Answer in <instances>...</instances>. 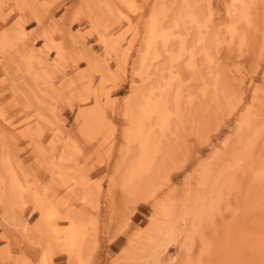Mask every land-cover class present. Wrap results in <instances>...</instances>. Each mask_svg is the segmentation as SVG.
I'll return each instance as SVG.
<instances>
[{
    "label": "rangeland",
    "instance_id": "1",
    "mask_svg": "<svg viewBox=\"0 0 264 264\" xmlns=\"http://www.w3.org/2000/svg\"><path fill=\"white\" fill-rule=\"evenodd\" d=\"M91 2L93 21L82 0H0V264H45L44 248L51 264H127L147 245L139 229L170 206L181 213L195 197L209 200L214 179L244 174L237 207L251 203L233 211L235 224L231 214L210 218L164 251L173 264H264V182L246 167L260 161L248 144L264 128V0ZM88 112L103 120L86 121ZM51 161L68 167L61 177ZM142 182L151 193L137 191ZM10 199L32 234L6 231ZM222 221L232 229L218 252L208 239Z\"/></svg>",
    "mask_w": 264,
    "mask_h": 264
},
{
    "label": "bare ground",
    "instance_id": "2",
    "mask_svg": "<svg viewBox=\"0 0 264 264\" xmlns=\"http://www.w3.org/2000/svg\"><path fill=\"white\" fill-rule=\"evenodd\" d=\"M182 2V1H181ZM82 3H83V5L85 6V8L88 10V14H89V19L91 20V21H93L94 20V18L96 17V13H95V11H94V8L93 7H91V4H92V2H91V0H82ZM158 3L160 4V2L158 1ZM182 3H184V2H182ZM186 3V2H185ZM188 3V2H187ZM181 5V4H180ZM188 5V4H187ZM181 6H185V4L184 5H181ZM89 7V8H88ZM180 7V6H179ZM31 8H32V10L34 11V15H35V17H36V19H37V21H40V19L42 20V15H40L39 14V11H38V9H40L39 7H38V9H37V7H36V5L34 6L33 4L31 5ZM160 8V7H159ZM158 8V9H159ZM185 8V7H184ZM187 8H190L189 7V5H188V7ZM161 9V8H160ZM181 9V12H184L183 10H182V7L180 8ZM179 10V9H178ZM185 10V9H184ZM187 11V10H186ZM181 12L179 13V14H181ZM182 14H184V13H182ZM40 15V16H39ZM185 15H186V13H185ZM193 16H195V15H193ZM197 17V16H196ZM178 18H180V16L178 17ZM185 18V17H184ZM183 18V19H184ZM182 19V18H181ZM186 19V18H185ZM187 20V19H186ZM181 21V20H180ZM188 21V20H187ZM40 23V22H39ZM188 23V22H187ZM187 23H186V25H187ZM191 23V22H190ZM193 23V22H192ZM198 24V23H197ZM191 25V24H190ZM190 25H188V26H186V27H188L189 28V26ZM192 27H193V25H192ZM194 30H195V32H198V31H196V28H194ZM199 33V32H198ZM198 35V34H197ZM103 36V35H102ZM104 37V36H103ZM102 37V38H103ZM104 39V38H103ZM102 39V40H103ZM161 73H160V69L159 70H155L154 71V74H153V77H154V75H155V78L157 79V78H159L158 80H159V82H160V79H162L163 78V76H162V78H160L161 77V75H160ZM157 80V81H158ZM147 85V84H146ZM145 88V87H144ZM144 88H142V90L144 89ZM216 88V87H215ZM145 90V89H144ZM144 90H143V92H144ZM217 91V90H216ZM144 93H146V92H144ZM144 96L146 95V94H143ZM99 98V97H98ZM105 98V97H104ZM139 101V100H138ZM137 103V102H136ZM140 104V103H139ZM138 104V105H139ZM101 107V106H100ZM88 115H91V114H89V112L87 113ZM94 114V113H93ZM86 119V121H90V120H93V121H97V120H99V121H102L103 119H102V116H101V114H94L93 116L91 115V117H85ZM1 121V120H0ZM2 122V121H1ZM0 122V123H1ZM93 123V122H92ZM97 123V122H96ZM3 125V124H2ZM165 125H166V123H165ZM196 125V124H195ZM264 125V124H263ZM7 126V125H6ZM6 126H2V127H6ZM10 126V125H9ZM96 126V125H95ZM98 126V125H97ZM1 127V126H0ZM3 128V129H4ZM93 128H95L94 126H93ZM97 129V128H96ZM5 131H7V130H5ZM251 131H253V130H251ZM4 132V131H3ZM253 133V132H252ZM6 133H4V135H5ZM175 134V133H174ZM7 135H5V137H6ZM10 136V135H9ZM4 137V136H3ZM175 138H176V136H175ZM178 138V137H177ZM255 139H254V141H252V144L251 143H249L248 144V147L250 148V150L251 149H253V154H252V156H254L255 158H257V160H260L261 161V165H259L258 167H260L259 168V172L258 171H256V169H254L253 168V166L255 165V164H258L257 162L252 166V163L251 162H248L247 163V165H246V167H247V170H248V175H249V178L250 179H253V181L255 182V181H257V182H255V183H260V184H258V186H260L261 187V182H264V128L262 129V130H260V131H258V133L255 135V137H254ZM174 141H175V139H174ZM179 141V140H178ZM176 143H178V142H176ZM69 144V143H68ZM175 144V143H174ZM174 144H173V147L175 148V146H174ZM176 145H178V144H176ZM169 146V145H168ZM171 147H172V145H170ZM169 146V147H170ZM179 146H181V143L179 144ZM164 147H165V145H164ZM172 147V148H173ZM124 148V147H123ZM126 148V147H125ZM164 149V148H163ZM239 149V148H238ZM35 150V149H34ZM125 151H127L126 149H124ZM129 150V149H128ZM171 150V149H170ZM174 150H176L177 151V149H174ZM1 151H2V149H1ZM0 151V152H1ZM125 151H123V152H125ZM133 150H131V152H132ZM164 151H166L165 149H164ZM129 152V151H128ZM130 152V153H131ZM173 152H175V151H173ZM39 156H43L44 155V153L43 152H41V150H40V148L38 147L37 148V152H36ZM129 153V154H130ZM2 154V153H1ZM120 154H121V152H120ZM132 154V153H131ZM133 154H135V151H134V153ZM37 155V156H38ZM121 155H123V154H121ZM125 155H126V152H125ZM125 155H123V156H125ZM38 156V157H39ZM131 156V155H130ZM230 156V155H229ZM251 156V160L254 158V157H252ZM13 157H14V155H13ZM12 157V158H13ZM44 157H45V155H44ZM17 158H15V160L13 161V165L16 167V168H18V167H20L21 165L19 164V161H18V159L16 160ZM42 159V158H41ZM249 159V160H250ZM250 160V161H251ZM42 161V160H41ZM2 163H3V161H1ZM57 162V161H56ZM121 162H123V160H121ZM253 162H255V161H253ZM53 163H54V161H53ZM52 163V161L50 162V164H49V166H47L48 167V169H50L51 171H55L54 173H56V170L58 171V173H59V177H61L62 175L60 174V172H63V170H66V168H68V167H65V168H62L59 164H63V163H58V164H53ZM162 163V162H161ZM236 163H237V161H236ZM64 165V164H63ZM62 165V166H63ZM161 165V164H160ZM4 166V165H3ZM2 167V166H1ZM0 167V168H1ZM255 167V166H254ZM258 167H256V168H258ZM4 168V167H3ZM117 169V168H116ZM118 169H119V167H118ZM2 170V172L4 171L3 169H1ZM0 170V171H1ZM68 170H70V169H68ZM74 170H75V168H74ZM71 171H73V169L71 170ZM79 171V170H78ZM1 172V173H2ZM65 172V171H64ZM116 172H118V170L116 171ZM246 172V171H245ZM4 174H5V172H3ZM53 173V174H54ZM66 173V172H65ZM72 173H74V172H72ZM79 172H76V174H77V180H75V181H77V182H75V184L77 183V184H81V183H84V177H83V175H82V173H81V171H80V174L82 175H79L78 174ZM57 174V173H56ZM62 174H64V173H62ZM58 175V174H57ZM61 175V176H60ZM75 175V174H74ZM57 177V176H56ZM58 177V179H61V178H59ZM64 177V176H63ZM83 177V178H82ZM218 177V176H217ZM216 177V178H217ZM224 177V175L223 176H220V178L218 179V180H216V179H214L215 181H217L215 184L213 183V186H211L208 190V192H209V200H206V199H203V198H201V197H203V196H201V197H198V199L195 197V199L196 200H198V201H196V203L195 204H193L192 206H190V208L189 209H187L186 208V210H184V212H181V213H177V212H174L173 210V206H170V207H168L162 214H161V221H159V223H157V224H155L154 222L153 223H151L150 225H149V227H147L146 229H144V230H142V229H139L138 230V233L137 234H135V239H138V236H140L141 237V235L142 234H144L145 236H146V242H147V245H146V247H144L142 250H138L136 253H135V250H134V253H133V250H132V252H130V254L131 253H133V254H131L130 255V259H129V262L127 263V264H173V262L172 261H170L169 262V260H167V257H166V255H165V243H166V241L167 240H169V239H174V238H180V237H182V236H184V235H186L187 234V232H188V230H190V231H192V230H198V231H200V228H201V226L204 224L203 222H205V221H207L208 219H213V218H215V217H217V216H219L220 218H226L228 215H230V217H228V223H230L231 221V223H230V226H231V224H235V223H233V222H235V220H234V218L237 216L236 214H234V212L238 209L239 211L241 210V209H247L246 207L244 208L243 207V204H244V206H248L249 204H246V202L244 201V200H242L243 202H241V203H243L242 204V208L241 209H239V206L241 205V203L239 204V206L237 207V205H238V203L239 202H237V200H239V198H243V197H239L238 199H237V197L239 196H237V194H239L240 193V188H239V185H240V183H243L244 184V181L243 182H241V180L243 179V180H245V174H244V177H242V179L240 180V183H238L237 181L236 182H234V181H232V182H234V183H232V182H229L230 180H227V179H224L223 178ZM75 179H76V177H74ZM64 179V178H63ZM63 179H61V180H63ZM140 179V178H139ZM205 179V178H204ZM203 179V180H204ZM207 179V178H206ZM246 179H248V177L246 176ZM74 180V179H73ZM141 180V179H140ZM139 180V181H140ZM220 180L222 181V182H220ZM249 180V179H248ZM86 181V180H85ZM142 181V180H141ZM140 181V182H141ZM144 181H145V178H144ZM206 181V180H205ZM205 181L203 182V183H205ZM261 181V182H260ZM87 182V181H86ZM146 182V181H145ZM249 182H250V180H249ZM63 183H65V182H63ZM147 183V182H146ZM146 183H144V182H142V184H141V187H138L137 188V191L138 192H142V193H147V184ZM211 183H212V181H211ZM245 183H246V181H245ZM251 183H253V182H251ZM137 184V183H136ZM248 184V183H247ZM7 185H8V183H7ZM7 185L5 184V187H7ZM82 185V184H81ZM138 185H139V183H138ZM147 185V186H146ZM209 185V184H208ZM210 185H212V184H210ZM242 185V184H241ZM240 185V186H241ZM79 186V185H78ZM77 186V187H78ZM245 186V185H244ZM247 186V185H246ZM257 186V185H256ZM4 187V188H5ZM250 187H255V185L253 186V184L251 185V184H249V188ZM262 187H263V185H262ZM8 188V187H7ZM7 188H5L6 190H7ZM136 188V187H135ZM244 188V187H243ZM247 188V187H246ZM257 188V187H256ZM75 189H76V187H75ZM134 189V188H133ZM132 189V190H133ZM242 189V188H241ZM251 189V188H250ZM259 189H261V188H259ZM6 190H4L5 192H6ZM78 190V189H77ZM240 190V191H239ZM243 190V189H242ZM255 190H258V188L257 189H255ZM263 190H264V187H263ZM9 191V188H8V190H7V192H6V194H10V191ZM36 192H34V193H32V199H33V201L35 200L38 204H39V206L41 207V211H44L45 210V208H44V202H42V201H40L41 199V196L40 197H38L37 196V194L39 193L37 190H35ZM237 191H239V193H237ZM244 191H246V190H244ZM244 191H242L243 193H244ZM248 191V190H247ZM246 191V193H248ZM249 191H252L253 192V189L252 190H249ZM262 191V190H261ZM133 192V191H132ZM150 193H151V191H149ZM149 192L147 193V194H149ZM257 192V191H256ZM259 192V191H258ZM257 192V193H258ZM37 193V194H36ZM136 193V192H135ZM134 193V194H135ZM206 193V192H205ZM242 193V194H243ZM245 193V194H246ZM251 192H249V196H246V195H244V196H246V198L247 197H249V199L248 200H250L251 198H250V196H251V194H250ZM255 193V192H254ZM261 194H263L262 192H260ZM5 194V193H4ZM8 194V195H9ZM86 194H87V192H86ZM131 195H133V193H131ZM136 195H139L138 193H136ZM208 195V194H207ZM241 195V194H240ZM252 195H255V194H252ZM10 196H12V194H10ZM124 196V195H123ZM122 196V197H123ZM144 196H146V195H144ZM242 196V195H241ZM257 196V195H256ZM262 196V195H261ZM263 196H264V194H263ZM263 196H262V198L261 199H263ZM6 197V196H5ZM8 197V196H7ZM30 197V195H28V198ZM46 197V196H45ZM205 197V196H204ZM11 198V197H10ZM49 198V197H48ZM188 198V197H187ZM200 198V199H199ZM258 198H259V195H258ZM6 199V198H5ZM4 198H3V201L5 200ZM12 199V198H11ZM11 199H10V201H11ZM31 199V197L29 198V200H32ZM38 199H39V201H38ZM195 199H193V200H195ZM203 199V200H202ZM253 199V198H252ZM260 199V200H261ZM27 200V199H26ZM28 200V201H29ZM45 200H46V198H45ZM48 200V199H47ZM121 199H119V202H120V204H121V202H123L122 200L120 201ZM248 200H246L247 202H249ZM9 200H7L6 202H5V204H4V207H3V209H4V211H3V216H2V221H3V226L5 227V228H7V230L6 229H4V230H6V231H8V229L10 228V227H13V228H16L17 230H18V228H23V230H24V234L25 235H30V234H32V230L28 227V225L26 224V223H24V221L22 222V218H15L16 216H18V215H16V216H13V214L11 213V205H10V203L12 204V202L13 201H11L10 202ZM252 201V200H251ZM263 201H264V199H263ZM2 202V201H1ZM125 202H127V200L125 201ZM187 202V201H186ZM237 202V203H236ZM245 202V203H244ZM259 202H261V201H259ZM33 203V202H32ZM49 203V202H48ZM51 203V202H50ZM263 203V202H262ZM15 204V203H14ZM35 205H36V203H34ZM33 204V205H34ZM127 204V203H126ZM261 204V203H260ZM117 205H118V203H117ZM123 205H124V202H123ZM122 205V206H123ZM127 206V205H126ZM126 206H123V207H126ZM187 206V205H186ZM117 207V206H116ZM122 207V208H123ZM235 207H237L236 209H233V208H235ZM241 207V206H240ZM249 207V206H248ZM120 208V207H119ZM182 208V207H181ZM183 208H184V205H183ZM44 209V210H43ZM48 209V208H47ZM52 209V208H51ZM180 209V208H179ZM185 209V208H184ZM13 210H15V209H13ZM54 210V209H53ZM180 210H182V209H180ZM16 211V210H15ZM39 211H40V208H39ZM40 211V212H41ZM47 211V210H46ZM49 211H50V209H49ZM234 211V212H233ZM238 211V212H239ZM45 212V211H44ZM237 211H236V213H238ZM243 212V211H242ZM17 214H18V212H16ZM15 213V214H16ZM48 213V212H47ZM47 213H45V221L46 222H48L49 221V219H50V215H48ZM44 214V213H43ZM52 214V213H51ZM225 214H228L226 217H224V215ZM233 214H234V216H233ZM158 215V214H157ZM156 215V216H157ZM236 215V216H235ZM54 216H55V214H54ZM118 217V216H117ZM234 217V218H233ZM230 218V219H229ZM159 220V219H158ZM222 220V219H221ZM221 220H220V222H221ZM229 220H231L230 222H229ZM77 221V220H76ZM224 222H226V219L225 220H223ZM222 221V223L220 224L219 223V225H218V228L216 229V235H214V238L213 239H211L210 237H209V245L210 246H213V248H215V249H217V251L218 252H220L221 251V249L223 248V246H225L226 244H227V242H226V239L230 236L229 234H230V229H232L230 226V229H228L227 227L225 228L223 225H224V222ZM50 223H51V221H49ZM227 223V222H226ZM75 225H77V223L75 222ZM212 225V224H211ZM226 225V224H225ZM217 226V225H216ZM227 226H228V224H227ZM3 227V228H4ZM233 228L235 227V226H232ZM214 228V227H213ZM212 228V229H213ZM11 229V228H10ZM9 229V230H10ZM229 230V231H227L229 234V236L228 237H226V230ZM72 230V229H71ZM202 230H203V228H202ZM14 231V230H13ZM212 231H214V230H212ZM203 232V231H202ZM76 231L74 230V225H73V230L70 232V234H69V236L70 237H68V238H75L76 237ZM68 234V233H67ZM78 234V233H77ZM80 236V235H79ZM212 236V235H211ZM216 236V237H215ZM27 237V236H26ZM142 237H143V235H142ZM28 238V237H27ZM77 238V237H76ZM206 239V238H205ZM211 239V240H210ZM176 240V239H175ZM77 241H78V239H77ZM79 241H81V240H79ZM78 241V242H79ZM177 241V240H176ZM69 242V241H68ZM70 243V242H69ZM68 243V244H69ZM154 243V247H153V252H152V250H151V254H149L150 252H149V249L151 248L152 249V247H149L151 244H153ZM145 245V244H144ZM165 245V246H164ZM209 246V247H210ZM45 247H46V245H45ZM71 247V246H70ZM135 247H136V249H138L137 248V246L135 245L134 247H132V249L134 248L135 249ZM143 247V246H142ZM252 246H250L249 247V244H248V246H246V250L247 251H252V248H251ZM44 248V247H43ZM72 249V248H71ZM204 249V248H203ZM70 250V249H69ZM77 251V250H76ZM75 250H74V253L76 252ZM43 254H44V261H45V264H51V262H50V256L48 255V251H47V248L45 249L44 248V251H43ZM71 254V253H70ZM201 259L202 258H200L199 257V259L198 260H192V259H190V260H188L187 262H186V264H199L200 262H201ZM216 259V258H215ZM197 261H199V263L197 262ZM215 261V260H214ZM219 263V264H221V263H223L224 262V259L222 258V256L221 257H218L217 259H216V263ZM205 264V263H204Z\"/></svg>",
    "mask_w": 264,
    "mask_h": 264
},
{
    "label": "crops",
    "instance_id": "3",
    "mask_svg": "<svg viewBox=\"0 0 264 264\" xmlns=\"http://www.w3.org/2000/svg\"><path fill=\"white\" fill-rule=\"evenodd\" d=\"M37 264V263H36Z\"/></svg>",
    "mask_w": 264,
    "mask_h": 264
}]
</instances>
